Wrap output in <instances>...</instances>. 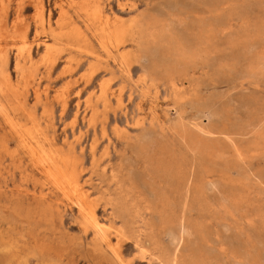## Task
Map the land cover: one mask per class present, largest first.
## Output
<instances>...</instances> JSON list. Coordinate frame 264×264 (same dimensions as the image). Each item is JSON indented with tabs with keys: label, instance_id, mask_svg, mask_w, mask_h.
Wrapping results in <instances>:
<instances>
[{
	"label": "rangeland",
	"instance_id": "obj_1",
	"mask_svg": "<svg viewBox=\"0 0 264 264\" xmlns=\"http://www.w3.org/2000/svg\"><path fill=\"white\" fill-rule=\"evenodd\" d=\"M78 1L0 0V264H264V0H85L161 12L149 29L185 46L177 62L155 39L129 68ZM44 151L70 157L103 230Z\"/></svg>",
	"mask_w": 264,
	"mask_h": 264
},
{
	"label": "bare ground",
	"instance_id": "obj_2",
	"mask_svg": "<svg viewBox=\"0 0 264 264\" xmlns=\"http://www.w3.org/2000/svg\"><path fill=\"white\" fill-rule=\"evenodd\" d=\"M71 1V0H70ZM74 1V0H73ZM94 2V1H93ZM90 3V2H89ZM95 3V2H94ZM93 4V3H92ZM76 10L77 11H80L82 12L86 19L83 21V23L85 22V25L87 28L85 29H88L91 27V25H95L94 28L92 29H95V33L98 35V38H99V41H100V44L106 49L107 53H110L112 51H115L116 53V57L118 56V58H120V64L122 65H125L126 67L129 68V65L131 63V59L133 60H136L138 56L142 55L143 52H147V50H149V48L152 47V45L154 44L153 42L155 41V39H158L160 38L161 41H164L166 43V45L169 44V46L171 45L172 47V52L173 54L177 57L176 58V61L178 62L179 60H184L183 62L187 61L186 59V49L183 47V45L181 44V42H179L176 38V36H172L169 34V32L167 33V35L163 32V31H159L157 33L154 34V32L152 31V29H149L151 25L155 24L158 20L157 17L159 16H162L160 13H157L155 12V14L151 13V14H147V15H138V16H134L133 18L129 19V20H126L124 21L125 19L120 16V15H115L113 16V18H110L108 16L107 13H104L103 11V8H101L99 6V4H93V5H89L88 3L85 2V0H80L78 1L76 4ZM102 5V4H100ZM124 5V4H122ZM38 7V6H37ZM42 6L38 7V8H41ZM164 7V6H163ZM177 5L174 4V7L173 9L175 8L176 10V15H180L182 10H177ZM37 8V10H38ZM73 8V9H75ZM165 8V7H164ZM62 9V8H61ZM60 10V9H58ZM158 12H159V9H157ZM172 10V9H170ZM156 11V10H155ZM38 15L41 16V11L38 10ZM75 12V10H74ZM77 13L78 14H80ZM154 12V11H152ZM171 12V11H170ZM172 14L175 15V12L172 11ZM43 15V14H42ZM62 17L65 16V12L62 13L61 15ZM67 16V15H66ZM69 16V15H68ZM165 16V15H163ZM78 17V16H77ZM122 17V18H121ZM168 17V16H167ZM61 18V17H60ZM65 18V17H63ZM62 18V19H63ZM169 18V17H168ZM167 18V19H168ZM19 19V18H18ZM70 19V18H69ZM69 19H65V20H69ZM124 19V20H122ZM166 19V18H165ZM43 21V20H42ZM64 21V20H63ZM65 22V21H64ZM60 24V23H59ZM158 24V23H157ZM11 25V24H10ZM39 27V26H38ZM70 27V31L68 32H75L77 31V27H73L71 28ZM156 27V26H154ZM80 28V27H79ZM78 28V30H79ZM60 29V28H59ZM63 29V28H62ZM61 29V30H62ZM67 29V28H66ZM82 29V28H81ZM80 29V30H81ZM91 29V28H90ZM88 29V30H90ZM154 30V29H153ZM156 30V29H155ZM51 31V30H50ZM53 31V30H52ZM54 31H57V30H54ZM60 31V30H59ZM67 31V30H65ZM62 32V31H60ZM57 32H55L56 34ZM64 32H62L63 34ZM78 33V32H77ZM82 33H85L84 30H82ZM94 33V34H95ZM171 33V32H170ZM60 34V33H59ZM65 34V33H64ZM66 34H70V33H66ZM65 34V35H66ZM79 34V33H78ZM168 34L170 36H168ZM20 37L21 39H25V31H23L22 33H20ZM85 35V34H84ZM93 35V34H92ZM64 36V35H63ZM72 36V35H71ZM127 37V39H131V41H134L135 44H137V48L136 50L134 51L133 49V52L131 51H122L121 46L123 45L124 43V39ZM77 37V36H76ZM96 37V36H94ZM129 37V38H128ZM200 37V36H199ZM79 38V36L77 37ZM86 38V37H84ZM70 39V38H69ZM81 39V38H80ZM79 39V40H80ZM126 39V40H127ZM22 40V41H23ZM125 40V41H126ZM25 41V40H24ZM160 41V42H161ZM200 41V40H199ZM42 42V41H41ZM70 42V41H69ZM86 42V40L84 41ZM97 42V41H96ZM129 42V41H128ZM156 42V41H155ZM159 42V40H158ZM156 42V43H158ZM54 43V42H53ZM52 42L48 41L46 43V51L48 53V51L50 52L51 50V47H52ZM88 43L87 46L89 45V42H86ZM98 43V42H97ZM133 43V42H132ZM164 43V44H165ZM168 43V44H167ZM27 43H22L19 47V50L22 52L24 50H28L29 49V44H28V47L26 46ZM66 44V43H65ZM71 44V43H70ZM80 44L83 46H86V44H82V42H80ZM99 44V45H100ZM127 44V43H126ZM134 44V45H135ZM161 44V43H160ZM91 46V45H90ZM89 46V47H90ZM101 46V47H102ZM133 46V45H132ZM158 47H162L161 45H157ZM55 47V46H54ZM81 47V48H82ZM166 47V46H165ZM1 48V47H0ZM104 48H101V49H104ZM124 48V47H123ZM54 49V48H52ZM91 49V48H90ZM129 49V48H128ZM55 50V49H54ZM53 50V51H54ZM88 50V49H87ZM93 50V48H92ZM127 50V49H126ZM51 51V52H53ZM91 52V50H89ZM29 52V50H28ZM50 52V55H52V53ZM54 53V52H53ZM107 55V54H106ZM46 56V55H45ZM48 57V56H47ZM16 58V57H15ZM114 58V57H113ZM112 58V59H113ZM44 59V58H43ZM115 59V58H114ZM42 62V61H41ZM46 62V61H45ZM19 63V62H18ZM38 63V62H37ZM6 64H7V55L6 53L4 52H0V86L2 88V85H5L4 87H12V82H11V77H10V74H9V71L8 69L6 68ZM67 64V63H66ZM22 66V65H21ZM16 67V66H15ZM18 67V66H17ZM24 67V66H23ZM22 67V68H23ZM31 67V66H30ZM34 67V66H33ZM21 68V69H22ZM26 68V66H25ZM29 68V67H28ZM15 69V68H14ZM18 69V68H17ZM123 69V67H122ZM31 68L29 69V72H30ZM25 71V70H24ZM23 71V73H24ZM19 73H20V69H19ZM32 73V71H31ZM25 74V73H24ZM30 74V73H29ZM200 74V73H199ZM22 75V73H21ZM20 75V76H21ZM31 75V74H30ZM29 76V75H28ZM21 78V77H20ZM27 78V77H25ZM165 78V77H164ZM100 79V78H99ZM154 79V78H153ZM159 79V78H158ZM26 80V79H25ZM27 81V80H26ZM171 81V80H169ZM150 82V81H149ZM154 82V81H153ZM179 82V81H178ZM182 82V81H181ZM177 83V82H176ZM14 84V83H13ZM126 85V84H125ZM171 87L173 89H175L176 87V84L174 81H171ZM40 86V85H39ZM105 86H106V82L102 84L101 86V90H105ZM179 86V85H178ZM181 86V85H180ZM3 87V88H4ZM139 87V86H138ZM170 87V88H171ZM32 89V88H31ZM130 91V90H129ZM98 92V91H97ZM105 92V91H104ZM140 92V91H139ZM169 92V91H168ZM110 94V93H109ZM54 95V94H52ZM175 95V94H173ZM161 96V95H160ZM143 100V99H142ZM137 102V101H136ZM64 107V106H63ZM151 108V107H150ZM33 114V113H32ZM41 114V113H40ZM122 115V114H121ZM133 115V114H132ZM240 115V114H239ZM158 117V116H157ZM12 125V124H10ZM125 125V124H124ZM159 126V125H158ZM251 126V125H250ZM157 127V126H156ZM34 128V127H33ZM34 130V129H33ZM32 130V131H33ZM36 130V129H35ZM30 131V130H29ZM169 133V132H168ZM31 134V133H29ZM33 135V134H32ZM35 135V134H34ZM37 135V134H36ZM35 135V137H36ZM166 135V134H165ZM178 137V136H177ZM34 138V136H33ZM72 138V137H71ZM36 140V138H35ZM179 140V139H177ZM24 141V140H23ZM38 141V140H37ZM36 143V142H35ZM30 144V143H29ZM40 144V143H39ZM28 146V145H27ZM36 147H30V151L32 152V154H36L37 155V152H36V149H37V145H35ZM39 146V145H38ZM41 146V144H40ZM39 150H41L39 148ZM38 150V151H39ZM43 150H41L42 152ZM50 151V150H49ZM188 151V150H187ZM40 152V151H39ZM48 152V151H47ZM55 152V151H54ZM194 152V150H193ZM45 153V151H44ZM42 154L44 156V161L43 163H45L44 165L42 164V166L44 167V170H46L47 172H49L50 176H52V178L55 180V183L57 185L58 184H70L72 187L70 188H73L74 190L76 191H79V193H77L79 196V201H80V205H79V209H80V212L82 214V217L84 218V220L88 223H90L93 228H95L96 230H103V228L101 227L100 225V222L99 220L97 219V217L95 216V212H94V208L91 206V204L89 205L88 203H86V198H87V193L85 190H83L81 184H80V180L78 178V176L76 174H74V171L72 168H70V165L72 164L71 163V159L68 155H65V156H61L59 158V160H57L58 158L55 156L56 152L54 155L52 154V152L50 154L48 153H45V154ZM60 154V153H59ZM39 155V154H38ZM40 156V155H39ZM38 156V157H39ZM37 157V156H36ZM163 157V156H162ZM192 157V156H191ZM41 161V159H40ZM43 161V160H42ZM41 161V162H42ZM57 161H61L62 163L60 165H57ZM117 165V164H116ZM46 172V173H47ZM48 174V175H49ZM100 177V176H99ZM51 178V177H50ZM189 179V178H188ZM54 183V182H53ZM54 183V185H55ZM211 185V184H210ZM61 187V186H60ZM67 187V186H66ZM189 187V186H188ZM209 187V185H208ZM185 188H186V185H185ZM184 188V189H185ZM188 190V189H187ZM189 193V191H188ZM77 196V195H76ZM123 196V195H122ZM77 197V198H78ZM78 200V199H77ZM113 200V199H112ZM115 201V200H113ZM117 201V199H116ZM120 201V199H119ZM122 201V200H121ZM120 201V202H121ZM116 204V203H115ZM113 205V204H112ZM124 205V204H123ZM118 206H119V202H118ZM127 206V205H126ZM117 208H120L117 207ZM118 210V209H117ZM121 210V209H120ZM123 210V208H122ZM121 210V211H122ZM116 211V210H115ZM119 211V212H121ZM127 211V210H126ZM117 212V211H116ZM118 212V214H120ZM123 213V212H122ZM122 213L120 215H122ZM124 216H125V213H124ZM90 225V226H91ZM182 227V226H181ZM184 227V226H183ZM189 229V228H188ZM184 231V230H183ZM122 233V230L119 231V236L121 235ZM180 233V232H179ZM193 233V232H192ZM171 234V233H170ZM191 234V233H190ZM192 236V235H191ZM187 237V236H186ZM120 238H118L119 240ZM172 242V241H171ZM180 242V241H179ZM119 244V242L117 241V245ZM229 244V243H228ZM115 245V244H113ZM174 261V260H173ZM177 264V263H176Z\"/></svg>",
	"mask_w": 264,
	"mask_h": 264
}]
</instances>
